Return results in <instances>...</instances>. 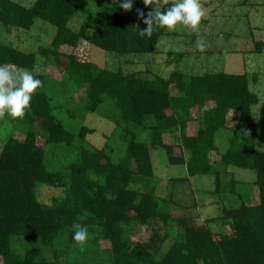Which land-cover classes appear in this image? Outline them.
<instances>
[{"label":"trees","instance_id":"16d2710c","mask_svg":"<svg viewBox=\"0 0 264 264\" xmlns=\"http://www.w3.org/2000/svg\"><path fill=\"white\" fill-rule=\"evenodd\" d=\"M174 2L153 0L146 6L133 0L132 8L124 10L121 0H36L31 7L0 0V25L9 33L0 42V65L32 70L42 56L46 64L62 70L61 79L52 80L55 85L65 93L70 88L81 94L70 115L84 120L96 113L111 120L123 129L126 143L125 156L115 161L106 147L87 141L93 128H68L59 117L62 105H56L50 78L33 73L42 85L24 117H0L23 131L21 137L9 135L0 149V264H72L69 257L82 253L72 240L74 223L87 227L91 245H107L108 264H264V150L256 147L252 108L259 96L250 88L248 75H193L175 69L167 77L149 78L61 51L87 41L117 54L153 53L167 29L155 30L150 39L138 37L147 27L139 13L146 17L153 6L164 10ZM80 13V27L73 30L69 24ZM38 20L56 28L50 45L38 52L15 45L11 31L29 30ZM253 52L264 54V40H254ZM175 55L171 63L178 64L185 53ZM252 79L257 81V74ZM232 111L238 114L235 123ZM193 124L196 128L189 133ZM224 128L233 131L229 148L212 159V153H219L216 135ZM152 147L166 151L169 163L186 166L188 176L173 180L212 175L211 192L219 195L236 193L240 183L233 177L225 180L229 167L252 170L258 202L222 206L221 214L207 219L205 226L192 216H173L161 204L155 185L140 188L155 176ZM40 184L62 187L65 193L43 203L37 195ZM211 222L229 226L230 232L216 237ZM160 223L175 224L176 229L160 233ZM140 226L150 228L152 235L133 242L131 234ZM171 235V245L162 251ZM65 252L68 256L61 259ZM74 261L80 264L81 258Z\"/></svg>","mask_w":264,"mask_h":264},{"label":"rangeland","instance_id":"374dc122","mask_svg":"<svg viewBox=\"0 0 264 264\" xmlns=\"http://www.w3.org/2000/svg\"><path fill=\"white\" fill-rule=\"evenodd\" d=\"M18 3H22L27 7H31L36 0H15ZM221 0H205L201 1V5L206 14L212 11L207 9L206 5L210 3L218 4ZM240 10H236L237 18L230 21L220 30L223 33H231V39H218L215 41L213 38L206 39L204 44H209L210 48L217 45L222 46L223 50L214 53H207L202 55L198 53V58L194 55L196 53L197 43L193 45L191 55L186 56L178 64L171 63L175 53H185L188 46V40L194 38L189 37L188 34L193 32L183 26L178 25L175 31L166 30L155 48L153 53L143 54H117L109 51H105L100 47L91 45L87 41H81L77 47H62L61 51L67 54L74 53L82 60H91L101 67H105L109 70L123 71L124 73L141 72L144 77L154 78L157 75L167 77L173 70L177 69L187 74L203 75L208 72H226V73H239L247 72L249 85L252 91L259 96L258 104L253 106L254 121L258 127V134L256 137V147L264 150V54L253 52V48L244 49L243 52L238 54H227L224 51L232 47L245 48L246 45L254 38L257 40H264V0H240ZM246 4H244V3ZM248 3V4H247ZM253 3V4H252ZM244 5V6H243ZM216 7V6H215ZM257 7H260L256 10ZM135 9V8H134ZM220 12L227 9L222 6ZM251 10V11H250ZM231 10H229L230 12ZM135 12L138 14L137 10ZM204 15L206 17L207 15ZM222 18L220 23L222 22ZM82 22L81 13L75 17L69 24L73 30H78ZM201 23L199 30L201 29ZM5 28L0 25V42L4 41L8 34L5 32ZM56 28L43 21L38 20L31 27V29H18L12 30L9 37L14 39L15 45L25 51H39L42 46L50 45L53 37L55 36ZM253 34V35H252ZM189 38V39H188ZM201 42V41H199ZM200 45V44H199ZM209 48V49H210ZM238 48V49H240ZM170 51V52H169ZM168 53H172L173 56L169 57ZM229 55V56H227ZM192 62V64H191ZM213 63H216L214 65ZM194 65V66H193ZM196 65V68H194ZM193 66V70L191 67ZM32 73H44L50 80L51 92L56 96V105H62L59 110V117L64 124L73 131L78 130L81 125H86L93 128L95 131L87 135V141L95 147H106L107 151L111 153L115 161H119L125 156L126 143L123 140V129L117 127L111 120L102 118L96 113L87 114L82 120L81 118H74L70 115V111L75 109V103L80 100V92L77 90H70L67 93L64 92V88L60 85H55L54 78L61 79V69L57 66L46 64L45 59L42 56H38V63L34 69H24ZM241 69V70H240ZM244 69V70H242ZM246 74V73H245ZM257 74V81H253L252 77ZM80 90V89H79ZM81 91V90H80ZM74 96V97H73ZM194 115L197 113L194 112ZM238 114L231 112V118L237 120ZM195 125H189L187 131L189 133L194 132ZM9 135L21 137L23 131L17 127H13L9 119V123H5L0 119V149L3 142ZM233 136L232 129H221L217 135L215 142L218 146L219 153H212V159H219L220 153L225 152L229 148V139ZM166 142H170V138L166 137ZM38 143L44 145V139L39 138ZM71 154V152H70ZM152 161L154 166V178L150 179L148 186L142 184L141 189L148 190L149 184L155 185L156 193L159 195L161 204L166 207L168 211L175 217L180 216H192L196 218L197 225H206V220L209 218H215L221 214L222 206L233 207L241 204L242 201L251 203L258 202V190L253 185L255 179V173L249 169H243L240 167L231 166L228 168L225 180L233 177L240 183L236 188V193L227 192L226 195H219L211 191L215 188V181L212 175L198 174L190 177L188 182L175 181L174 178L187 177L188 172L185 165L171 164L168 161V154L163 149L151 148ZM65 158V156H61ZM188 158V155H187ZM239 192V193H237ZM65 193L64 188L57 186H50L45 184L38 185L37 195L41 202L51 204L53 198L62 197ZM175 224L162 225L159 224L158 230L163 233L166 229L169 231L175 230ZM212 230L216 232L218 237L219 233L230 232L229 226L223 225L221 222L209 223ZM152 235L151 229L146 226H140L137 230L131 234V240L146 241L149 240ZM173 236L167 238L161 245V250L165 251L172 243ZM77 247V246H76ZM107 245L100 242V245L94 246L86 241L84 250L79 255L69 257V261L75 263L76 258H81L80 264H108L110 259L106 248ZM80 250V246L77 247ZM68 254L62 253L61 259H65ZM78 256V257H77Z\"/></svg>","mask_w":264,"mask_h":264},{"label":"clouds","instance_id":"9594fccd","mask_svg":"<svg viewBox=\"0 0 264 264\" xmlns=\"http://www.w3.org/2000/svg\"><path fill=\"white\" fill-rule=\"evenodd\" d=\"M133 0H121L120 7L124 10L132 8ZM146 6L153 5V0H143ZM146 28L140 29L136 35L140 38L152 37L157 29L175 31L177 26L190 29L193 33L199 31V26L205 13L200 0H175L164 10L152 7L144 17L140 12ZM203 44L199 45L203 50ZM42 85V81L27 70H20L14 66L0 65V117L23 118L30 107L32 95ZM72 240L77 243L81 251L88 239V229L80 223L72 225Z\"/></svg>","mask_w":264,"mask_h":264},{"label":"crops","instance_id":"0c3cea01","mask_svg":"<svg viewBox=\"0 0 264 264\" xmlns=\"http://www.w3.org/2000/svg\"><path fill=\"white\" fill-rule=\"evenodd\" d=\"M240 0H221L218 2L217 5H215V3H210L208 5H206V8L208 9H212V11H210L209 13L206 14V11H204V13L207 15V16H210L209 17H206L204 16L201 20V29L198 31V34L197 33H192V34H188L189 37H194L190 40H188V46H189V49L187 47L186 51H185V55L183 57V59L191 54H193L194 52L191 51V48L193 47V45L197 43V48L195 49L196 53L194 54L197 58H198V53L201 52L202 55H206L207 53H218V52H221L223 50L222 46H219V43H217V45L213 46L210 48V45L209 44H204L203 42L206 41V39L208 40L210 37L213 38L215 41H217L218 39H225L226 42L227 40H229V38L231 39V33L227 34V33H223L221 29L222 27V24L223 26L230 23L231 20L234 21V19H237V18H233V16H236V10L238 9L239 11L240 10ZM244 3V2H243ZM246 3V2H245ZM244 3V4H245ZM248 4V3H247ZM253 4V3H252ZM246 5V4H245ZM216 6V7H215ZM224 6L227 10L226 11H223V12H220L219 11L221 10L220 8ZM244 6V5H243ZM260 7H257V9H259ZM229 10H231L229 12ZM251 11V10H250ZM221 18L223 19L222 22L220 23L221 21ZM253 35V34H252ZM162 38V37H161ZM160 38V40H161ZM206 38V39H205ZM189 39V38H188ZM159 40V42H160ZM255 40V38H254ZM254 40L251 42H249V40L247 41L248 44L246 45L245 48H240V47H232L230 49H226L224 52L227 53V54H238L240 55V53H242L244 49H252L254 47ZM201 41V42H199ZM158 42V43H159ZM199 44H203V50H200L199 48ZM158 45V44H157ZM210 48V49H209ZM240 48V49H238ZM170 52V51H169ZM193 52V53H192ZM240 52V53H239ZM227 55V56H229ZM192 64V62H191ZM214 65H216V63H213ZM194 66V65H193ZM193 66L191 67V70H193ZM196 68V65L195 67ZM241 70V69H240ZM244 70V69H242ZM208 73H212V72H208ZM214 73V72H213ZM239 73H246L247 72H240ZM206 74V73H205ZM204 75V74H203Z\"/></svg>","mask_w":264,"mask_h":264}]
</instances>
